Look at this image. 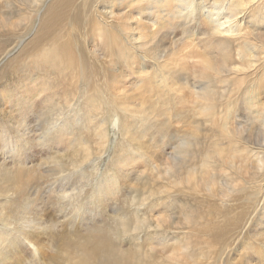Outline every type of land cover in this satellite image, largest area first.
Here are the masks:
<instances>
[{
    "label": "rangeland",
    "instance_id": "374dc122",
    "mask_svg": "<svg viewBox=\"0 0 264 264\" xmlns=\"http://www.w3.org/2000/svg\"><path fill=\"white\" fill-rule=\"evenodd\" d=\"M176 2L0 0V264H264V8Z\"/></svg>",
    "mask_w": 264,
    "mask_h": 264
},
{
    "label": "bare ground",
    "instance_id": "6f19581e",
    "mask_svg": "<svg viewBox=\"0 0 264 264\" xmlns=\"http://www.w3.org/2000/svg\"><path fill=\"white\" fill-rule=\"evenodd\" d=\"M58 1V0H57ZM175 1V0H174ZM177 2H179L180 3V5L182 6V7H180V9H179V14L181 13V17L182 18H185L186 19V17H190V16H192L193 15V11H195V5H194V0H176ZM249 1H252V0H249ZM260 2L257 4L258 6L257 7H259V5H260V7L262 6V8H264V0H259ZM176 2V3H177ZM135 3V2H134ZM162 3V2H161ZM186 6H185V5ZM226 5V4H225ZM235 5V4H234ZM234 5L232 4L231 6H230V4L228 5H226V6H229V9L230 8H233L230 12H229V14L227 15L228 16V19L227 20H225V21H222V22H215V23H213V27H212V30L211 31H213V35L216 37V38H219V41L220 42H223V44L225 43V42H230V41H234V40H236L237 38H240V39H244L245 38V34H244V28L243 27H241V24H242V22L241 21H243L244 20V18H243V16H241V18H240V20H238V17H233V16H236V12L234 11V9H236V8H234ZM237 5H240V4H237ZM205 6V5H204ZM203 6V7H204ZM207 7V6H206ZM205 7V8H206ZM218 7V6H217ZM110 8V7H109ZM224 8V7H223ZM227 8V7H226ZM253 8H256V7H253ZM175 9V8H174ZM243 9V8H242ZM171 10V9H170ZM204 10V9H203ZM208 10V9H207ZM250 10H251V8H250ZM219 11V10H218ZM106 12V11H105ZM160 12V11H159ZM204 12V11H203ZM109 13V12H108ZM113 13V12H112ZM116 13H118V12H116ZM150 13V12H149ZM238 13H243L242 11H238ZM50 14V13H49ZM140 14V13H139ZM173 14V13H172ZM176 14V13H175ZM128 15V14H127ZM178 15V14H177ZM258 19H259V21H263L264 22V10L262 11V13L261 12H259L258 13ZM165 16V15H164ZM216 16V15H215ZM214 16V17H215ZM220 16V15H219ZM129 17H130V15H129ZM174 17V16H173ZM257 16H255V14H254V17L252 18L253 20H254V23L252 22V20H250L249 22H246V23H244L245 25H244V27L246 28V31H247V34H249V32L252 30V31H261L262 30V28L260 27V26H257V23H259V21L257 20V18H256ZM133 18V17H132ZM156 18V17H155ZM164 18V17H163ZM219 18V17H218ZM237 18V19H236ZM144 20V19H143ZM151 20V19H150ZM47 21V20H46ZM117 21H119V20H117ZM147 21V20H146ZM153 21V20H152ZM190 21V20H189ZM133 22V21H132ZM225 22H228L229 23V25H227L226 27L224 26V23ZM240 22V24L238 25V23ZM45 24V23H44ZM144 24V23H143ZM43 26V25H42ZM104 26V25H103ZM54 27V26H53ZM105 27H107V26H105ZM158 27V26H157ZM108 28V27H107ZM153 28H155V26L153 27ZM152 28V29H153ZM134 29V28H133ZM136 29V28H135ZM150 30H152L151 28H149ZM101 30V29H100ZM99 30V31H100ZM104 30V29H103ZM102 31V30H101ZM154 32V31H153ZM156 32V31H155ZM44 34H45V32H43ZM102 33V32H101ZM252 33V32H251ZM53 34V33H52ZM107 34V33H106ZM156 34V33H155ZM40 35V34H39ZM47 35V34H46ZM27 36V35H26ZM53 36V35H52ZM243 36V37H242ZM38 38V37H37ZM38 40V39H37ZM42 40V39H41ZM195 40V39H194ZM33 42H35V40L33 41ZM218 44V43H217ZM31 45V44H30ZM35 47H36V45H34ZM224 46H226V45H224ZM223 46V47H224ZM222 47V44H221V48H223ZM223 50H225V49H223ZM227 51V50H226ZM236 51V50H235ZM242 59H243V57H241ZM248 59V58H247ZM244 60V59H243ZM244 61H246V59L244 60ZM243 61V62H244ZM248 62H249V60H247ZM245 63V62H244ZM237 67V66H236ZM162 87V86H161ZM28 131V130H27ZM23 143H24V141H23ZM23 149V146L21 147V149H20V151H23L22 150ZM25 151V150H24ZM19 159H21V156H19ZM23 163V162H22ZM21 162H20V164H22ZM3 166V165H2ZM22 166V165H21ZM0 174H1V176H2V178L5 180V181H8V182H12V176H11V174H10V172L7 170V168H6V166H3V167H1V169H0ZM1 178V177H0ZM3 181V180H2ZM9 184H11V183H9ZM4 185V184H3ZM7 186V185H6ZM0 187H3V186H0ZM10 187H12L11 185H10ZM3 190H4V188H2ZM1 189V190H2ZM11 189V188H10ZM83 189V188H82ZM0 190V192H2ZM64 197H66L68 200H71L70 199V197H68L67 196V194H66V191H61L60 192ZM69 195V194H68ZM79 195H80V193H79ZM78 196V195H77ZM75 200V199H74ZM46 217L48 216L47 214L45 215ZM51 219V218H50ZM9 224H11V223H9ZM53 224L54 223H52L51 224V226H53ZM23 229H28V225L27 224H21L20 225V228H19V230H18V233H21L22 232V230ZM23 239H25V240H30L29 239V236L27 235V236H25ZM6 240H5V238H4V236H1L0 237V246H3L4 245V242H5ZM9 247V246H8ZM97 252V250H95V251H93V253L91 254L92 256H94V254ZM1 253H5V249H3V248H1ZM125 259V258H124ZM79 261H80V263L81 264H85V262H86V260L85 259H79ZM91 264H93V263H91ZM97 264H131V260H129V259H126L125 261H123L121 258H119V256L118 255H115V254H113L112 256H111V254L109 253V252H105L104 254H103V257L98 261V263Z\"/></svg>",
    "mask_w": 264,
    "mask_h": 264
}]
</instances>
